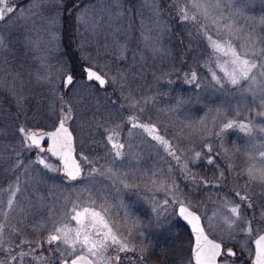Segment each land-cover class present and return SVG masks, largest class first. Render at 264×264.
Wrapping results in <instances>:
<instances>
[{"label":"rangeland","instance_id":"obj_1","mask_svg":"<svg viewBox=\"0 0 264 264\" xmlns=\"http://www.w3.org/2000/svg\"><path fill=\"white\" fill-rule=\"evenodd\" d=\"M68 1L10 0L17 11L11 14V19L0 21L3 41L0 45V202L8 199L12 189L19 188L14 198L15 212H9L8 223L20 230L24 238L43 241L51 231L52 221L57 226L74 228L75 222L68 219L67 213L73 205L82 211L95 200L97 205L111 206L108 216L112 217L111 221L120 222L125 234V214L128 219L141 222L143 234L136 241L145 242L148 252L158 253L160 259L153 258V264H194L188 229L177 214V206L163 205L165 197L161 193L144 188L136 192L117 191L106 176L87 177L91 170L88 166L83 183L69 182L62 172L53 173L34 163L36 155L25 150L18 129L52 128L55 109L62 103L56 98L59 89L58 95L73 109L75 119L68 123L78 154H90L89 160H100L96 168L103 172L101 165L110 159L105 132L119 124L117 131L121 142L126 144V158L118 163L125 164V170L145 171L166 170L171 165V176L184 193L180 198L201 214L209 235L227 248H242L245 253L242 260L222 259L220 264H250L254 256L253 240L261 232L255 231L247 237L239 227L229 228L224 217L230 214L223 204L225 200L233 202L229 208L240 204L244 219L253 221L256 228L264 227L255 223L264 220V183L250 182L245 174L251 165L264 168V159L259 155L264 151V131H260L264 128V116L258 115L264 112V95L258 85L257 91L248 92L227 84L220 88L211 79L213 71L223 79V72L216 65L219 62L225 67L227 58L212 52L206 36L217 40L220 34L192 5L207 6L214 0H75L69 11L75 15L73 40L79 54L69 53L73 51L64 43L67 36L64 39L62 31L63 8ZM222 4L225 12L233 13L237 25L244 29L240 35L253 33L257 47L264 49V0H222ZM178 7H185L190 16L195 15L196 22L178 20ZM242 43L233 40L237 51H241ZM86 65L95 67L108 79L115 77L117 83L102 88L80 79L69 97L60 88L58 70L74 68L79 76ZM227 70H231L230 66ZM192 72L197 74L199 87L185 82V76L191 78ZM54 76L57 79H52ZM241 87H246V83ZM133 101L139 102L136 108L129 107ZM216 109L225 112L228 119H242L253 127L251 135L238 129L224 134V146L230 155L222 157L223 162L218 160L217 164L221 169L231 164L235 170L225 169L224 179L218 181L223 185L219 190H208L185 179L177 171L175 161L151 135L127 123V117L137 116V122L157 125L159 134L184 149L185 158L201 152L200 158L190 160L188 168L197 180L201 177L215 180V170L203 162L205 153L201 144L205 131L200 121L206 120L213 127L211 120ZM207 142L212 144L214 152L219 151L214 138ZM45 158L56 164L53 157ZM85 188L91 190L90 195L81 191ZM237 191L247 194L250 200L241 201L234 195ZM97 192L107 198L106 202ZM151 206L161 207L160 212L152 211ZM96 210L100 211L99 207ZM7 239L12 243L14 234H9ZM49 249L53 255H59L55 246L44 244L37 250V254L43 252L46 257L42 264H54L48 256ZM23 250L28 251L27 246ZM108 254L114 253L109 250ZM23 264L32 261L25 258Z\"/></svg>","mask_w":264,"mask_h":264},{"label":"snow or ice","instance_id":"obj_2","mask_svg":"<svg viewBox=\"0 0 264 264\" xmlns=\"http://www.w3.org/2000/svg\"><path fill=\"white\" fill-rule=\"evenodd\" d=\"M192 6L200 10L201 15L214 25L216 31L220 34L217 40H213L211 36H206V39L210 41L209 47L212 52L227 58L224 60L225 67H221L219 62L216 65L221 68L223 79L215 71L212 72L211 79L215 81V84L220 88L227 84L233 88L248 92L257 91L258 85V90L264 95V49L257 47L258 41L254 34L246 32L243 36L240 35V33L244 32V29L237 25L233 13L225 12L222 0H214L207 6L201 3H194ZM15 11L17 9L14 3H10V0H0V21L11 19V14H14ZM176 11L178 20L196 22V16H190L185 7H178ZM212 13H215V15ZM92 23H95V21H92ZM233 40L243 41L241 51H237ZM2 43L3 41L0 40V45ZM228 66L231 68L230 71L227 70ZM58 71L60 88H63L69 97L73 95L80 79L97 83L100 86L117 83L115 77L106 80L98 72L94 71L92 67L82 66L79 76L74 68L59 69ZM257 77L260 79L258 80ZM44 79H48V77L45 76ZM52 79H57V77L54 76ZM185 82L196 87L200 86L195 72L191 73V78L186 75ZM245 83L246 87L242 88L241 86ZM56 92V98L62 103L55 109L56 120L52 125L51 131L32 130L24 127H19L18 129L19 133L22 134L25 150H32L33 154L36 155L34 163L42 165L44 169L53 173L62 172L69 182L78 181L83 183L86 179L84 168L80 162L83 161L84 165L91 169L87 172V177H92L94 174L106 176L111 181V184L117 187V191L136 192L144 188L149 192L161 193L165 197L163 205L168 206L171 203L177 206L179 215L192 226V230L195 233V264H220L222 259L224 261L231 258L243 259L245 253L242 248H237L236 250L227 248L225 250L222 244L208 238L204 227L200 223L201 217L196 212L191 211L186 206L185 200L180 198L184 193L171 176V165L166 170L145 171L131 168L125 170L126 165L118 163L123 162L126 158L124 151L126 144L121 142L120 133L117 131L120 127L119 124L105 132L106 141L110 144V159H106L105 163L101 165L104 169L103 172L99 168L92 167L93 163H100V160L92 161L87 156L76 153L74 137L69 127L66 126L69 121H74L75 119L73 109L68 101L63 100V97L58 95L59 89H56ZM125 98L129 99V97ZM137 103L139 102L133 101L129 104V107L136 108ZM178 103L181 102L178 101ZM137 111H142V109H137ZM215 111L216 115L212 116L211 120L213 127H209L206 120L200 121L201 128L205 131L204 142L201 144V148L205 153L203 162L215 170V180L203 177L197 180L188 168L190 160L195 161L200 158L201 152H194V155L185 158L184 149L179 148L178 145H174L164 135L159 134L157 125L137 122V116L127 117V123L131 128L142 129L151 135L152 139L157 141L163 147L164 152L175 161L177 171L185 179L191 180L197 186L208 190H219L223 185L218 183V181L224 179L225 169L235 170L231 164L225 165V169H221L217 164L218 160L223 162L222 157L227 158L230 155L229 150L224 146V134L228 130L238 129L247 135H251L253 127L251 123H245L242 119H228L227 114L220 109ZM209 112H212V110L209 109ZM233 112L236 116H240L238 110L233 109ZM258 115L264 116V112L258 113ZM213 128L216 130L214 131ZM260 131H264V128H261ZM153 133L156 134L152 135ZM213 138L219 144V151L214 152L212 144L207 142L208 139ZM77 155L80 156L79 160L76 158ZM259 155L264 159V151H261ZM46 156L56 158V164H50L45 158ZM17 166L19 167L20 165L17 164ZM149 171L151 175H149ZM245 174L250 182L264 183V168L251 165L245 170ZM154 177H159V179ZM18 190V187L12 189L8 199L0 202V218H2L0 220V264H23L25 258L31 260L32 264H42L46 257L43 252L37 254V250L42 249L44 244L57 248L59 255H53L51 249L48 252V256L54 264H125V261L129 259L128 253H132L143 264V253H146L147 249L135 242L136 237L143 234L140 231L142 228L141 222L136 219H128L127 214H125L124 227L127 233L125 234L120 231V222L111 221V217L108 216L111 206H105L103 203L97 205L95 200L91 201V207H84L82 211H77L78 205H73L67 216L70 221L75 222L76 226L74 228H69L67 225L57 226V222L52 221L51 231L48 232L43 241H33L24 238L22 232L11 226L7 221L9 212H15L14 198ZM81 191L91 194V190L87 188ZM97 195L106 202V197H103L99 192H97ZM234 195L241 201L248 202L250 200L247 194L242 195L239 191L235 192ZM153 202H155V197H153ZM230 203L233 202L225 200L223 204V207L227 208L230 214L224 217V221L229 228L239 227L240 231L245 233L247 237H251L255 231L264 233V227L256 228L253 221L242 217L240 204H235L229 208L228 205ZM97 207H99L100 211L96 210ZM152 211H157V209L153 208ZM255 223L264 224V220L256 221ZM9 234H14L15 236V240L12 243L8 242L7 237ZM254 243V261H251L250 264H264V234L259 235ZM25 246H27L28 251L23 250ZM16 249L19 250L17 251ZM109 250L114 254L109 255ZM238 252L240 253L239 256ZM121 254L124 255L122 256ZM247 254L252 255V253Z\"/></svg>","mask_w":264,"mask_h":264},{"label":"trees","instance_id":"obj_3","mask_svg":"<svg viewBox=\"0 0 264 264\" xmlns=\"http://www.w3.org/2000/svg\"><path fill=\"white\" fill-rule=\"evenodd\" d=\"M74 1L75 0H69L63 8L65 13H64V23H63L62 31H63L64 39L67 36L66 39L64 40L66 47L69 46L70 49L73 51V52H69V53H78L79 54L77 47L74 45V40H73V36L75 34V25H76L75 15H74L73 11H69V8H71L73 6ZM78 1L82 2L83 0H78ZM69 37H70V40H69ZM71 39L73 41L71 43H67V42H70Z\"/></svg>","mask_w":264,"mask_h":264},{"label":"flooded vegetation","instance_id":"obj_4","mask_svg":"<svg viewBox=\"0 0 264 264\" xmlns=\"http://www.w3.org/2000/svg\"><path fill=\"white\" fill-rule=\"evenodd\" d=\"M146 86V85H145ZM147 88H150L149 86H146ZM116 88V87H115ZM118 88H119V86H118ZM151 88H153V87H151ZM157 98H158V96H157ZM36 129H37V127H36ZM44 130V129H43ZM77 153V152H76ZM90 155V154H89ZM89 155H85V156H89ZM78 157V159H80V156H77ZM91 157H94V155H91ZM81 162V165H82V167L84 168V170H85V168L87 167L86 165H84V162L83 161H80ZM93 167H96V163H94L93 164ZM63 177H65L64 175H63ZM66 178V177H65ZM67 179V178H66ZM145 201H146V203L149 205V203L147 202V200H146V198H145ZM150 206V205H149ZM150 209L152 210V206L150 207ZM177 209H178V207H177ZM160 210H161V207L159 208V209H157V211L158 212H160ZM177 214H178V212H177ZM179 216V215H178ZM111 217V216H110ZM179 218H180V216H179ZM111 219H112V217H111ZM180 220H181V222L183 223V224H185L186 225V227H187V229H188V233L190 234V242H191V240H192V242L194 243V237H193V234H192V232H191V230H190V228H189V226L180 218ZM186 229V230H187ZM120 231L121 232H123L121 229H120ZM125 233V232H124ZM188 234V235H189ZM137 239H135V242L138 244V245H142L143 247H145L146 249H147V245H146V243L145 242H140V241H136ZM193 243H191V250H192V247H193ZM224 248H225V250L227 249V247H226V245L224 244ZM122 256L124 255V254H121ZM128 255V257H129V259L128 260H126L125 261V264H130L132 261H137V264H141V262L139 261V260H137V259H135L136 257L135 256H133V254L132 253H128L127 254ZM143 255H144V261H143V263H150V264H153L152 262L153 261H151V260H153V258H156L157 260H159L160 258L159 257H157L158 256V253H151V251L150 252H146V253H143ZM193 260V259H192ZM159 263H161V261L159 262Z\"/></svg>","mask_w":264,"mask_h":264},{"label":"water","instance_id":"obj_5","mask_svg":"<svg viewBox=\"0 0 264 264\" xmlns=\"http://www.w3.org/2000/svg\"><path fill=\"white\" fill-rule=\"evenodd\" d=\"M85 67H92L94 71L98 72V74H100L104 79L108 80V78H107L104 74H102L98 69H96L95 67H93V66H89V65H86ZM99 86H100V85H99ZM105 86H106V85H104V86H100V87H105ZM66 126L69 127L70 131L72 132V135H73V137H74V147H75V152H77V147H76V143H75V136H74V133H73V131H72V129H71L69 123H67ZM35 130H37V129H35ZM51 130H52V128H51V129H48V130H44V131H51ZM53 158H54V157H53ZM76 158H77V160H79L78 157H76ZM54 159L56 160V158H54ZM186 206H188L189 209H190L191 211L196 212V214L199 215V216L201 217L200 223H201L202 226L204 227V231H205V233L208 235V238L211 239V240H214V241H216L217 243H220V244H222V245L224 246V244H223L222 241L217 240V239H215V238H213V237H211V236L209 235V233L207 232V230H206V228H205V225H204L203 218H202L201 214H200L197 210L191 208L189 205L186 204ZM177 212H178V215H179V209H177ZM179 216H180V215H179ZM180 217H181V216H180ZM181 219H182V220H183V221L189 226V228H190V230H191V232H192V234H193V237H194V236H195V233H194L193 230H192V226H191V224H189V222H188L187 220H185L183 217H181ZM261 234H264V233H261ZM261 234H260V235H261ZM258 236H259V235H258ZM258 236H257V237H258ZM257 237H256V238H257ZM256 238H255V239H256ZM255 239L253 240V246H254V249H255V243H254ZM229 248H232V247H229ZM232 249L235 250L234 248H232ZM192 259H193V262H194V264H195V261H194V243H193V247H192ZM251 261H254V256H253V258H252ZM251 261H250V262H251Z\"/></svg>","mask_w":264,"mask_h":264}]
</instances>
